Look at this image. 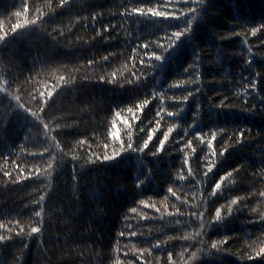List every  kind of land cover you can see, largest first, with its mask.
<instances>
[{"label":"trees","instance_id":"16d2710c","mask_svg":"<svg viewBox=\"0 0 264 264\" xmlns=\"http://www.w3.org/2000/svg\"><path fill=\"white\" fill-rule=\"evenodd\" d=\"M205 3L169 50L185 0H0V264H264V0Z\"/></svg>","mask_w":264,"mask_h":264},{"label":"snow or ice","instance_id":"6c2138e0","mask_svg":"<svg viewBox=\"0 0 264 264\" xmlns=\"http://www.w3.org/2000/svg\"><path fill=\"white\" fill-rule=\"evenodd\" d=\"M186 3H190L191 5H193V7L188 8V12L187 14L182 13L181 15L184 17L183 23H185L187 26L183 27L182 30L180 31H176L172 34L170 40H169V44H168V49L172 50L174 49V46L176 47V45L178 44L179 40L181 39V37L190 35L193 29V21H196L197 19H202L203 18V8L205 6V0H185ZM133 12L135 14H147V13H151L152 15L154 14V12H160V11H155L154 9H149L147 10V12H143L141 10L138 9H133ZM166 16V15H163ZM190 16V18H188ZM174 19H180V17H173ZM106 31H108L109 29H105ZM258 32H264V23H261L258 27H254L251 29V35L255 36ZM147 47V46H145ZM249 51H251L249 49ZM156 60H161L162 57L160 56H156L155 57ZM246 68L249 66H252L253 64V60L252 59H248L246 62ZM192 65H189V68H191ZM185 71H188V68H185ZM250 81H249V87L251 88L252 92L256 93V98L259 99L260 101H262V103L260 104L259 108H257V105L255 103H252L250 108H246L244 109L245 111H248L249 113H255L257 112V110H261L264 111V96L260 95V90H259V83L261 78H264V73H262L261 71H255L253 70L252 73H250ZM199 79V74L197 75V80ZM245 79H248L247 77ZM200 91L199 88L196 89V92L198 93ZM251 95V93H247L245 95V104L248 103V96ZM194 96V93L189 92L188 95L183 97V100L185 102H187L189 100V97ZM149 102L145 101L143 105H140L141 108H143L144 106H146ZM219 109H225L227 107V105L224 104L223 101H221V104L219 106H217ZM180 112H168L167 115L169 117H174V116H178ZM201 113H202V107L199 103H197L195 105V110L192 113L193 116V125H195L197 123V121L200 119L201 117ZM157 115H159V113H157ZM219 127V126H217ZM221 131H223V129L221 128ZM250 129H244L241 128L238 133L234 136V137H230V139H235L236 144H241L244 142V138H245V133L249 132ZM172 132V128H169L168 132L165 133L164 139L160 140V147L157 148V150L155 152L152 153V156L156 157L158 156L161 152H164V144L165 141L168 139V134ZM197 137L200 139V142L203 144L205 142L204 140V135H202L201 133H196ZM206 135V134H205ZM153 137L151 134L148 135L147 140L144 141L143 146L142 147H134L133 144L130 143V146L127 145L126 151L128 150H132L135 151L137 153H143L145 152L148 147H149V142L152 141ZM217 139V133L215 131L211 132V139L207 140V145L209 149H212V155L215 156L216 152L214 150V142ZM189 145H191V141L188 142ZM227 143V142H226ZM232 146H228L225 147L221 152H220V156H224L228 150L231 148ZM125 150L120 151L116 156L114 157H110V159H115L117 157H119L122 153H124ZM185 163H187V161H185ZM217 167V165H211L208 167L207 171L204 173V176L207 177L210 173L214 172V169ZM228 176L231 177L232 173L229 172ZM181 179H183V177H181ZM224 180V177L221 176L219 181H216L212 187V191L209 193L210 197H216V195L218 194V190L221 189L222 184L221 181ZM218 185V186H217ZM139 186V185H137ZM240 197L238 198H234L231 200L230 204L227 207V215H224L222 212V209L224 208V205H221L220 207L216 208L215 211V215L212 219L213 223H217V222H222L224 219L227 218V216H230L232 214L233 211V205H237L240 201ZM141 203H143V201H141ZM132 212H136V208H132L131 209ZM202 215V214H201ZM203 227V225H202ZM41 231V229L37 228L35 229V232H39ZM121 236L123 235V233L120 234ZM133 235H135V233H133ZM7 239H11V237H7ZM5 241V238L0 237V243H3ZM224 243H227V239L224 241ZM155 247L159 248L160 247V242L157 241ZM211 248L212 249H216L217 248V243L213 242L211 244ZM208 255H211V252L207 253ZM196 254L193 253V256H195ZM169 256L171 257V254H169ZM264 256V251L261 252H257L255 253V255H251L248 258L249 259H254L256 257H261Z\"/></svg>","mask_w":264,"mask_h":264},{"label":"clouds","instance_id":"9594fccd","mask_svg":"<svg viewBox=\"0 0 264 264\" xmlns=\"http://www.w3.org/2000/svg\"><path fill=\"white\" fill-rule=\"evenodd\" d=\"M218 186V185H217Z\"/></svg>","mask_w":264,"mask_h":264}]
</instances>
